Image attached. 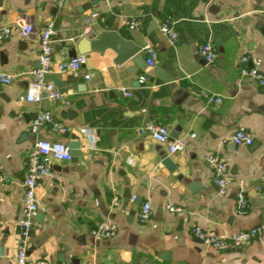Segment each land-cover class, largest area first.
Listing matches in <instances>:
<instances>
[{"label": "crops", "instance_id": "0c3cea01", "mask_svg": "<svg viewBox=\"0 0 264 264\" xmlns=\"http://www.w3.org/2000/svg\"><path fill=\"white\" fill-rule=\"evenodd\" d=\"M90 1L0 0V26L29 29L27 37L15 29L0 45V73L14 77L0 92V264H14L19 248L27 158L38 139L68 144L79 139L86 148L68 161L52 159L50 174L40 181L30 262L264 264V89L240 72L242 67L264 72V0H101L89 7ZM93 13L98 16L88 24ZM167 17L174 21L176 44L160 31ZM134 18L137 25L131 28ZM49 21L57 30L56 60L55 45L76 47L83 37L116 26L143 49L155 47L156 73L148 74L133 59L115 64L110 49L91 52L80 70L47 74L68 104L21 100L30 72L40 67L39 33ZM207 42L216 51L214 62L198 51ZM143 75L146 82H140ZM203 90L222 102L208 103ZM40 109L71 132L62 136L41 127L33 133ZM146 121L166 126L172 137L185 136L186 148L170 153L167 144L140 134L138 127ZM241 126L254 145L233 142ZM212 152L229 162L232 186L225 195L218 193L206 160ZM241 187L249 203L245 213L237 211ZM135 196L142 198L138 205ZM146 202L152 212L141 223ZM100 222L114 226L116 235L95 236L92 229ZM195 224L215 233L259 228L260 234L239 247L214 249L191 234Z\"/></svg>", "mask_w": 264, "mask_h": 264}, {"label": "built area", "instance_id": "2783aa9c", "mask_svg": "<svg viewBox=\"0 0 264 264\" xmlns=\"http://www.w3.org/2000/svg\"><path fill=\"white\" fill-rule=\"evenodd\" d=\"M66 0H57L59 5H62ZM98 13H93L87 20L88 24L93 18L97 17ZM137 25V19L130 21V27ZM19 30L21 37H27L29 29L20 24H8L0 26V45L9 39L14 30ZM89 27H86L88 30ZM160 31L167 36L172 44L178 42V34L174 26V21L167 17L160 25ZM56 26L53 21H49L39 33V52L38 60L40 67L32 70V80L28 85L27 92L20 97L21 100L40 102L45 99L59 101L63 104H68L66 94L59 87L47 78V74L53 70L58 72L78 71L82 65L86 63L85 55H77L74 58L66 60H56L54 57V43L56 41ZM145 61L148 66H155L157 59V50L154 46L147 44L144 47ZM199 53L208 61L216 60V51L211 43L202 44ZM242 60H247L243 57ZM241 76L255 80L264 89V72L254 67H242ZM88 76V75H87ZM13 75L1 72L0 73V92L3 85L9 84L13 80ZM146 76L140 77V82H146ZM126 95H131V92L126 91ZM201 95L210 104H218L222 102V97L208 91H201ZM41 127H47L52 132L59 135H66L71 132V129L63 122L56 119L54 115L48 111L40 109L36 117L32 121L31 131L37 133ZM2 131V122L0 120V133ZM84 133L86 129H79ZM140 134H148L160 143L167 144L170 153H175L186 148L187 140L185 136L172 137L170 130L159 123L146 121L138 127ZM231 139L237 145H251L254 141L251 133L243 126L238 127L231 136ZM80 150L83 152L86 148L83 142L80 141ZM71 144L62 141L38 139L27 158L26 176L23 181V197H22V213L19 222L20 244L14 260V264H51L47 261L30 262L27 256L29 240L34 229V215L38 209L37 188L40 181L51 172L52 159L68 161L71 156ZM208 165L213 171L214 182L217 185L218 193L225 195L232 186V178L229 175V162L227 158L219 153H208L206 155ZM264 181V176L262 177ZM134 199V197H133ZM119 197H115L114 204H118ZM249 207L248 199L245 195L243 187L238 191L237 211L245 213ZM172 212L182 211L181 207L167 206ZM152 206L149 202L144 203L139 213V221L141 223L148 221L151 216ZM92 233L98 237L111 238L116 235L117 229L108 222H100L93 229ZM191 234L202 240V242L214 249H223L229 245L242 246L256 239L260 234L259 228L242 230L233 234L215 233L204 229L200 225H193Z\"/></svg>", "mask_w": 264, "mask_h": 264}, {"label": "water", "instance_id": "95a60500", "mask_svg": "<svg viewBox=\"0 0 264 264\" xmlns=\"http://www.w3.org/2000/svg\"><path fill=\"white\" fill-rule=\"evenodd\" d=\"M101 0H92L88 3L89 7L96 6ZM156 26V25H155ZM208 33L204 35L205 40H208ZM218 41V40H216ZM55 49L58 51V58L60 60H66L76 57L78 54L85 55L86 58L89 57L91 52H97L100 54H104L107 49L112 50L116 56L114 58V63L117 65H121L126 63L127 61L133 59L134 63L142 68L144 64L147 69V73L150 75H155L156 68L154 66H148L144 55L142 53L143 47L141 45H137L134 42L123 38L118 33V28L113 26L110 29H100L96 31L93 37L85 36L83 37L78 45L75 46H63V45H55ZM80 82L83 79L77 78ZM75 141L71 144V156L78 157L82 154L80 150V141ZM253 142L251 145H254ZM39 187V186H38ZM38 191V188H37ZM131 193L127 192L126 197L129 199L131 197ZM142 198L139 196L134 197V204H140Z\"/></svg>", "mask_w": 264, "mask_h": 264}]
</instances>
